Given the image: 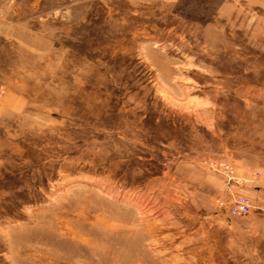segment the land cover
<instances>
[{
  "label": "rangeland",
  "instance_id": "1",
  "mask_svg": "<svg viewBox=\"0 0 264 264\" xmlns=\"http://www.w3.org/2000/svg\"><path fill=\"white\" fill-rule=\"evenodd\" d=\"M0 264H264V0H0Z\"/></svg>",
  "mask_w": 264,
  "mask_h": 264
},
{
  "label": "built area",
  "instance_id": "2",
  "mask_svg": "<svg viewBox=\"0 0 264 264\" xmlns=\"http://www.w3.org/2000/svg\"><path fill=\"white\" fill-rule=\"evenodd\" d=\"M215 163L211 162L209 163V166L214 169L215 168ZM222 167L223 165H219ZM223 169L227 170V166H224ZM226 173H232L231 171L227 170ZM231 179V178H229ZM252 207V204L250 200L246 197H235L232 200L231 205L229 206L228 210L229 213L233 216H243L249 213L250 209Z\"/></svg>",
  "mask_w": 264,
  "mask_h": 264
}]
</instances>
